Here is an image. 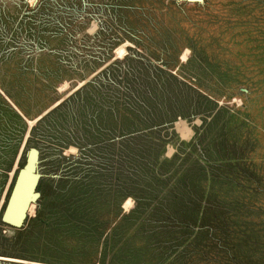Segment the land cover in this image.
<instances>
[{
	"label": "rangeland",
	"instance_id": "rangeland-1",
	"mask_svg": "<svg viewBox=\"0 0 264 264\" xmlns=\"http://www.w3.org/2000/svg\"><path fill=\"white\" fill-rule=\"evenodd\" d=\"M0 264H264V0H0Z\"/></svg>",
	"mask_w": 264,
	"mask_h": 264
},
{
	"label": "water",
	"instance_id": "water-1",
	"mask_svg": "<svg viewBox=\"0 0 264 264\" xmlns=\"http://www.w3.org/2000/svg\"><path fill=\"white\" fill-rule=\"evenodd\" d=\"M179 1L201 2L203 0ZM40 119L41 117L38 120ZM38 159V150L35 148L30 149L26 164L20 168L17 173L12 190L1 215L3 222L7 225L20 227L24 224L29 214V208L36 197V189L40 178V174L37 173Z\"/></svg>",
	"mask_w": 264,
	"mask_h": 264
},
{
	"label": "bare ground",
	"instance_id": "bare-ground-1",
	"mask_svg": "<svg viewBox=\"0 0 264 264\" xmlns=\"http://www.w3.org/2000/svg\"><path fill=\"white\" fill-rule=\"evenodd\" d=\"M126 44V43H125ZM120 45L117 49H116V57H124V55L126 54V45ZM187 57V52H185L184 53V55H183V59H185ZM86 82V79H84V80H82V81H78V83L74 86V87H72V89H74V90H71L70 89V92L68 93V94H65V97L67 96V95H69V94H71L73 91H75L76 89H78L80 86H82L84 83ZM68 86H69V82H65V83H63L60 87V90H64V89H67L68 88ZM66 93V92H65ZM37 119H35V120H30L29 119V126L31 127L34 123H35V121H36ZM187 131H191L189 128L187 129ZM187 133V132H186ZM72 150H74V147H72V148H70V149H67V151H72ZM172 151V150H171ZM169 153V152H168ZM132 205V201H131V199H128L125 203H124V207H126V208H129L130 206ZM30 210H32V207L30 208ZM2 258H4V259H13V258H8V257H2ZM15 260H19V259H15Z\"/></svg>",
	"mask_w": 264,
	"mask_h": 264
},
{
	"label": "crops",
	"instance_id": "crops-1",
	"mask_svg": "<svg viewBox=\"0 0 264 264\" xmlns=\"http://www.w3.org/2000/svg\"><path fill=\"white\" fill-rule=\"evenodd\" d=\"M56 105V104H55ZM47 111H44L43 113L45 114ZM43 114V115H44ZM41 115V114H40ZM180 120H183V119H180ZM179 120V121H180ZM178 122V121H177ZM177 122H176V126H177ZM178 128V127H177ZM190 129L191 131L189 132V131H187V129ZM179 130V129H178ZM180 134L184 137V138H189L190 136H191V134L193 133V130H192V128L190 127V126H185V127H183L180 131ZM187 132V133H186Z\"/></svg>",
	"mask_w": 264,
	"mask_h": 264
}]
</instances>
